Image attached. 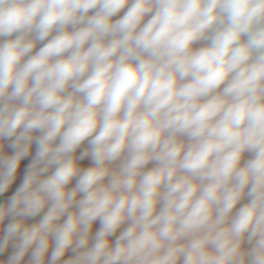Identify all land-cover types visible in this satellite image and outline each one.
Masks as SVG:
<instances>
[{"label": "clouds", "instance_id": "9594fccd", "mask_svg": "<svg viewBox=\"0 0 264 264\" xmlns=\"http://www.w3.org/2000/svg\"><path fill=\"white\" fill-rule=\"evenodd\" d=\"M0 264H264V0H0Z\"/></svg>", "mask_w": 264, "mask_h": 264}]
</instances>
